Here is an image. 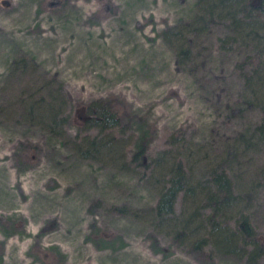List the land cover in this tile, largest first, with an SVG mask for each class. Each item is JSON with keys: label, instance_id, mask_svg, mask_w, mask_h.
<instances>
[{"label": "rangeland", "instance_id": "1", "mask_svg": "<svg viewBox=\"0 0 264 264\" xmlns=\"http://www.w3.org/2000/svg\"><path fill=\"white\" fill-rule=\"evenodd\" d=\"M61 3L0 0V264H248L210 238L197 252L206 229L175 236L151 205L169 162L194 178L222 164L264 235V137L255 129L264 82L246 84L259 61L243 62L259 48L264 76V42L218 5L199 21L205 0ZM257 27L264 34V18ZM226 34L236 37L231 47L219 43ZM106 99L125 115L95 135L76 115ZM49 104L60 112L52 125ZM139 126L155 160L148 175L131 159ZM84 138L101 143L97 151L83 154ZM26 146L29 161L18 152ZM180 209L177 201L173 217Z\"/></svg>", "mask_w": 264, "mask_h": 264}, {"label": "trees", "instance_id": "2", "mask_svg": "<svg viewBox=\"0 0 264 264\" xmlns=\"http://www.w3.org/2000/svg\"><path fill=\"white\" fill-rule=\"evenodd\" d=\"M206 5L202 8L203 13L198 20H204V16L212 17L215 11H218L215 5L225 10L224 17H229L232 24H237V30L240 33H246L253 37L254 43L264 42V34H259L258 27L264 18V0H205ZM62 0H48L49 5L54 8H59ZM237 4L236 12L240 15V20H236L234 15H231V4ZM208 17V18H209ZM236 37L232 34H226L219 38V43L225 47H231ZM259 46V45H257ZM250 58L246 57L243 62L250 60L255 65L251 73L245 79V83L253 82L263 83L264 76L259 72V67L263 62L261 55L259 57V48ZM180 54L181 50L179 51ZM249 58V59H248ZM264 68V65H263ZM114 99L94 101L84 106V113L77 114V121L85 129H96L95 135H105L113 128L119 125L120 120L125 115L124 111L114 105ZM262 115L260 122L255 129L258 130L260 137H264V99L262 101ZM49 116L44 120L47 125H52V121L57 117L59 112L56 111L54 104H49ZM68 115L62 116L65 120ZM63 124V123H62ZM51 128V127H50ZM140 132L136 140V146L131 155V159L139 162L144 167L142 175H148L152 172L154 158L147 153V148L150 143L146 139V130L139 126ZM51 130L55 131L53 128ZM84 143H87V149H84L83 154L92 150L97 151L99 146L96 139L87 140L84 138ZM105 143V142H104ZM111 142L107 138L106 145ZM28 146L19 150L20 155L26 160H32V153L28 150ZM26 151V152H25ZM17 152V153H18ZM163 153H171L168 149H164ZM168 172L164 175L161 172L159 181L161 187L157 194L156 200L151 205L154 217L156 219H167V226L175 233V236H182L187 232L190 235L200 229H206V233L202 237L196 238L192 245L195 250L201 254H205L204 247L208 244V238L218 251L231 253L233 255H242L246 258L248 264H258L260 257L264 251V235L257 231L254 227L250 215L239 208L240 194L236 192L233 177L229 170L222 164L207 165L204 176L194 178L191 171L185 166L181 160L169 162ZM177 201L181 204V217H173L176 213ZM151 215V214H150ZM9 225V224H7ZM14 227V222L11 223ZM98 232L96 235H101ZM104 247L110 246L108 239L101 236ZM105 239V240H104ZM106 241V242H105ZM1 247V244H0Z\"/></svg>", "mask_w": 264, "mask_h": 264}]
</instances>
